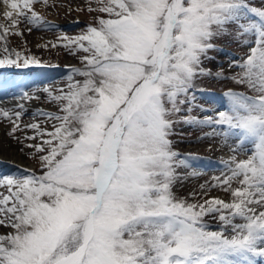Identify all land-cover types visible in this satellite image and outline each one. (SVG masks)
<instances>
[{
  "label": "snow or ice",
  "instance_id": "obj_1",
  "mask_svg": "<svg viewBox=\"0 0 264 264\" xmlns=\"http://www.w3.org/2000/svg\"><path fill=\"white\" fill-rule=\"evenodd\" d=\"M41 0H0V65L39 64L8 47L21 22L50 24L35 10ZM106 14L76 37L83 67H73L59 91L45 88L58 113L51 131L25 125L41 171L0 177V264H264V0H97ZM249 48L231 77L203 66L212 41L232 34ZM32 29L29 28L28 31ZM74 46V47H72ZM14 57V58H13ZM74 74V75H73ZM209 75L251 90L228 89V106L204 119L180 117L195 102V81ZM75 76L83 79H75ZM29 98L24 93L22 98ZM21 111L0 109L16 136ZM191 109H189L190 111ZM15 117L16 119H13ZM218 126L205 135L236 140L215 183L230 199L189 202L173 191L190 160L170 139L177 123ZM251 144V155L239 158ZM23 150V149H22ZM192 175H200L193 171ZM235 185V187H234ZM193 197L196 193H191ZM218 221L212 230L205 219ZM240 221V222H237Z\"/></svg>",
  "mask_w": 264,
  "mask_h": 264
},
{
  "label": "rangeland",
  "instance_id": "obj_2",
  "mask_svg": "<svg viewBox=\"0 0 264 264\" xmlns=\"http://www.w3.org/2000/svg\"><path fill=\"white\" fill-rule=\"evenodd\" d=\"M253 6H260V0H249ZM76 5V16L68 19L61 16L66 6ZM96 8L98 6L97 0H41L34 5L35 10L43 16L45 21L51 22L50 24H41L43 27L34 28L31 24L23 21L19 24L18 30L23 35L14 34L13 29H10V33L7 36L8 47L12 50L19 51L22 56L35 57L40 61L39 64H30L40 69L43 74L38 79L31 78L26 84H22L20 96L24 93L32 95L33 93L44 91L45 88H52L57 91L65 89L69 83L68 76L71 73L73 67H83L81 57L85 55L82 50L73 52L70 47H66L67 40L63 37H76L80 35L89 24L96 23V17L105 15L103 13L94 12L89 10V6ZM1 15L0 23L8 24L9 21L3 16V13L9 10L3 3H0ZM60 12V13H59ZM60 14V15H59ZM68 24V27H60L61 24ZM53 25V26H48ZM55 25V26H54ZM31 28V31L28 29ZM64 31L68 33L65 34ZM232 34L215 39L212 42L216 44L214 50L209 51L208 56L212 59H205L203 66L207 69H211L213 73L223 70L224 76L231 77L241 72V68L231 66L233 62L242 63L243 59L249 51V48L253 45H245L242 43L243 39H254V37H237L232 29H229ZM74 47V46H72ZM3 43L0 42V58L3 57ZM14 58V57H13ZM69 59V60H68ZM9 66V65H5ZM17 67L11 65V67ZM74 75V74H73ZM24 79L27 78L24 75ZM36 76V75H35ZM60 78V83L55 82L56 78ZM75 79H83V77L75 76ZM63 80H66L65 82ZM63 81V82H61ZM228 89L235 91L246 92L249 95L253 93L247 89L244 85H239L231 79L216 78L214 75L200 76L195 81V88L193 92L195 94V102L185 104L182 106V111L179 113V117H195L204 119L207 116H215L216 112L224 110L228 106L227 97L224 93ZM45 96L35 97L32 101L34 106H23L22 115L18 119L20 130L17 131L16 136L19 137H31L37 135L36 131L31 128H25L24 126L30 123L39 122L41 129L51 131L55 120H50L46 116L39 115L38 113L32 114L31 110H47L49 112L58 113V106L53 103L49 97L48 92H44ZM1 109L9 110L10 113L14 111H21L18 106L4 107ZM189 109H191L189 111ZM25 117V120H22ZM13 119H16L13 117ZM0 122L5 128V132L8 136V132L12 128V123L0 116ZM220 131L218 126L198 125V124H186L183 122L174 125L175 134L170 137L173 141V147L176 151L180 152L183 156L191 155L199 157L196 160H190V168H180L178 172L181 174L182 179L177 181L174 185L173 191L178 197H186L189 202H200L210 197H219L225 200H229L230 194L223 191L218 187H209L206 189L207 195H204V191L201 189L202 184H213L215 181L213 177L220 176L225 171L222 160L228 159L226 155L232 154L231 148L236 146L235 139H229L227 144L224 143L223 137L205 135L206 133H212L213 129ZM12 139V137L8 136ZM47 135L43 137L37 136L36 140L24 139V141H17L12 139L15 144L22 145L23 150L27 152V164L23 167L9 163L0 158V177L7 175H20L27 169H33L38 173L41 171L36 160L32 158L30 153L34 152V149L27 147L29 144H39L42 139H48ZM251 145V144H250ZM251 147L247 146L244 152L237 153L239 158H246L251 155ZM230 157V156H229ZM220 163V164H219ZM199 172L200 175H192V172ZM235 187V185H234ZM195 192L196 196L193 197L191 193ZM211 225L212 230H217L218 221L212 217L205 218ZM240 222V221H237ZM9 231L7 228H0V233Z\"/></svg>",
  "mask_w": 264,
  "mask_h": 264
},
{
  "label": "bare ground",
  "instance_id": "obj_3",
  "mask_svg": "<svg viewBox=\"0 0 264 264\" xmlns=\"http://www.w3.org/2000/svg\"><path fill=\"white\" fill-rule=\"evenodd\" d=\"M75 9H77V6L76 5H72L71 6H66L65 10L63 12H59L61 14V16H64L67 17L68 19L76 16V12H75ZM1 8H0V15H1ZM59 14V15H60ZM70 22H67L66 24H61L60 23V27H63V26H67L68 27V24ZM44 25H39V26H34L32 25V27L34 28H41L43 27ZM48 26H53V25H48ZM55 26V25H54ZM65 34L68 33L67 31H64ZM69 60V59H68ZM10 72V70L8 71ZM62 77H58L56 78L55 82H59L60 83V79ZM64 82L66 80H63ZM61 81V82H63ZM15 86V81L13 79H10L6 82H3L0 80V93L2 92H13L15 91L14 95L11 96L10 98H7V97H1L0 98V109L1 108H4V107H14V106H18V105H23L25 107H31V106H34V102L32 101L35 97H42V96H45L44 92L45 91H39V92H36V93H33L32 95H29L31 96L32 98L29 99V98H22L23 96H20L19 95V92ZM40 110V109H38ZM38 110H31L30 112L32 114H36L38 113ZM47 111V110H45ZM22 120H25V117H22ZM14 139V138H12ZM11 138H9L5 132V128L3 127L2 123L0 122V158H2L3 160L9 162V163H13L14 165L16 166H19V167H23L27 164V152H26V149L25 150H22L23 148V144L21 145H17L14 143V141L12 140ZM24 137H20V141H24ZM16 140V139H15Z\"/></svg>",
  "mask_w": 264,
  "mask_h": 264
}]
</instances>
